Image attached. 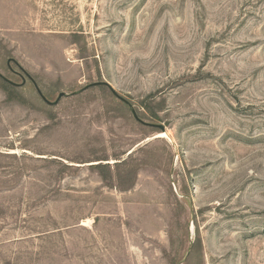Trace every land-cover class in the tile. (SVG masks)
<instances>
[{"label": "rangeland", "instance_id": "1", "mask_svg": "<svg viewBox=\"0 0 264 264\" xmlns=\"http://www.w3.org/2000/svg\"><path fill=\"white\" fill-rule=\"evenodd\" d=\"M0 74V264H264V0H0Z\"/></svg>", "mask_w": 264, "mask_h": 264}, {"label": "water", "instance_id": "2", "mask_svg": "<svg viewBox=\"0 0 264 264\" xmlns=\"http://www.w3.org/2000/svg\"><path fill=\"white\" fill-rule=\"evenodd\" d=\"M11 61H13V62H15L17 65H19V63H18L15 59H13V58L8 59V64H9V65H10ZM26 74H27V76L29 77V79H31V80L34 82V85H35V87H36L38 93H39L40 96L43 98V100L46 101L48 104L56 105V104L59 103V101H60V99H61L62 97H64L65 95H67L65 92H60L59 95H58V97H57V99H56L55 101H50L49 99H47V97H46V96L43 94V92L40 90V88H39L38 85L35 83V81L33 80V78H32L28 73H26ZM0 76L3 77L4 79H6L2 74H0ZM25 83H26V78L23 77V82H22L21 84H19V85H23V84H25ZM102 84L109 86L110 89L112 90V92L116 94V90H115V89L110 85V83H108V82H96V83H93L92 85H88V86L85 87L83 90H85V89H87L88 87L93 86V85H94V86H97V85H102ZM83 90H81V91H77V92H75V93L82 92ZM75 93H74V94H75ZM136 117H137V116H136ZM137 119H139V118L137 117ZM160 128H161L162 130L165 129V127H164L163 125H160Z\"/></svg>", "mask_w": 264, "mask_h": 264}]
</instances>
